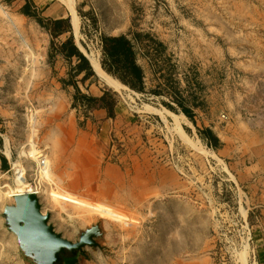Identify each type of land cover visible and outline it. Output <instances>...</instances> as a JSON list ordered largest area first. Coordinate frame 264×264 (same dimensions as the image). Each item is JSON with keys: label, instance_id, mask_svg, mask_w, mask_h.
Instances as JSON below:
<instances>
[{"label": "rangeland", "instance_id": "rangeland-1", "mask_svg": "<svg viewBox=\"0 0 264 264\" xmlns=\"http://www.w3.org/2000/svg\"><path fill=\"white\" fill-rule=\"evenodd\" d=\"M128 1L134 34L159 25L176 38L170 51L132 38L137 59L159 79L144 81L141 93L106 71L126 88L114 90L97 74L83 81L76 62L58 63L46 10L67 7L72 17L76 4L82 52L102 67L101 38L110 34L103 23L112 16L85 13L91 0H0V159L10 152L9 170H0V264H31L4 218L18 175L38 187L42 211L64 239L77 242L102 225L100 249L88 248L77 264H264V154L250 152V132L264 133V0ZM76 87L89 98L109 95L113 116L97 109L109 125L89 126L95 109L76 101ZM192 109L203 111L201 125ZM213 123L235 153L220 151L226 145ZM205 131L218 148L201 139ZM108 163L137 167L151 191L104 174Z\"/></svg>", "mask_w": 264, "mask_h": 264}, {"label": "crops", "instance_id": "crops-1", "mask_svg": "<svg viewBox=\"0 0 264 264\" xmlns=\"http://www.w3.org/2000/svg\"><path fill=\"white\" fill-rule=\"evenodd\" d=\"M92 3L91 5H89L88 7H86L83 11L85 13H92V11L97 12L101 15H109L112 16L110 17V19L108 21H106L105 23H103V29L106 32H110V34H108V36L110 37H121V36H127L128 38L132 39L134 38V32L136 31L135 29V24H134V16H135V11L131 6V2L128 0H91ZM57 9V5H52L51 7H49L46 12H48V15L53 18L54 21L57 20H69V31L60 35L58 37V39H56V41L59 42V46L61 48V46H63L68 40H70L72 37L74 39V44L77 47V49L82 52L81 49V43L79 42V33H80V25H81V21H80V25H79V31L78 34L76 35L75 29L73 27L72 21H71V12L68 10V8L66 7V11L64 12H60L61 8L63 9L64 7H59L58 10H54ZM75 8H76V12L77 14H79L78 11V6L75 4ZM52 9L56 12V14L54 15V17H52ZM65 10V8H64ZM90 11V12H89ZM80 19V18H79ZM81 20V19H80ZM135 30V31H134ZM139 33L137 34H144V35H148L150 36L151 40L150 42H156L158 41V43L161 45V47H163L166 50H171L173 47H176L175 44V32L171 29H167V28H163L160 27L159 25H150L149 27H147L144 30L141 31H137ZM157 43V44H158ZM147 48H151L153 45L150 46V44H146ZM169 50V51H170ZM83 53V52H82ZM87 58V57H86ZM88 59V58H87ZM188 56L187 54H185V61L189 62L188 60ZM57 60L58 63H62V64H70V63H77V65L79 64V60L77 57H72V58H68L66 57L64 54L58 53L57 55ZM203 60V59H202ZM90 66L94 72V74L96 75L97 72L94 69V67L92 66L90 60L88 59ZM146 61L142 60L141 58H138V64L140 66L143 67L144 72V76H145V86H148V83L150 80H159L157 79L158 75L154 74L151 72V70L144 68V65ZM191 63V58H190V62ZM101 65V64H100ZM102 68V67H101ZM103 70V69H102ZM146 70H148L146 72ZM104 71V70H103ZM207 73V72H205ZM63 75H65V73H63ZM67 75V72H66ZM80 76V75H79ZM98 76V74H97ZM191 72H187L186 73V77L185 78H190ZM203 76V75H202ZM99 77V76H98ZM157 81H154V84H156ZM158 85V84H156ZM88 90L92 93H94L93 90V85L88 86ZM86 87V88H87ZM97 90V88H96ZM195 113H199L200 114V125L203 123V111L201 109H192ZM172 114V113H171ZM183 114V113H182ZM93 117L96 119V123H91L90 121H88V124L90 127L95 128L96 125H104L107 124L109 125V122L106 121V123L101 122L100 120H105L107 119L108 115L106 113L105 110H94L93 112ZM184 121L183 123L187 126V125H194L189 119L188 117L183 114L182 116ZM105 126V125H104ZM198 126V125H197ZM207 126H209L207 124ZM190 127V126H189ZM211 130L214 131L215 135L226 145L227 144V140H224L222 131H221V127L217 124V123H213L212 126H209ZM95 131V129H94ZM250 136H252V145L250 148V152L252 154H264V133L262 132H250ZM249 144V143H248ZM223 149H221L220 151H222L223 153L227 152L229 154L231 153H235V149L234 147H232L231 145H226L224 147H222ZM6 160L5 165L2 163V160L0 159V170L2 172H7L9 170V166H10V160L7 156H3ZM88 167H95L94 165H90L89 163H87ZM104 174L106 175H113L114 173L119 175L122 179V181L124 182H128L131 184V189L133 190H141V191H151V189L149 188H145L144 186H141L142 184V178H141V174L139 173V169H137V167L134 166L133 167H120L119 165H115V164H106L105 168H104ZM144 181V180H143ZM137 203L139 202V199L137 201Z\"/></svg>", "mask_w": 264, "mask_h": 264}, {"label": "water", "instance_id": "water-1", "mask_svg": "<svg viewBox=\"0 0 264 264\" xmlns=\"http://www.w3.org/2000/svg\"><path fill=\"white\" fill-rule=\"evenodd\" d=\"M15 205L4 211L6 228L13 233L25 261L31 264H67V259H79L86 250L100 249L104 238L102 225L84 231L77 242L57 233L50 224L51 214H44L37 195L15 196Z\"/></svg>", "mask_w": 264, "mask_h": 264}, {"label": "trees", "instance_id": "trees-1", "mask_svg": "<svg viewBox=\"0 0 264 264\" xmlns=\"http://www.w3.org/2000/svg\"><path fill=\"white\" fill-rule=\"evenodd\" d=\"M48 31L54 42L58 37L69 31V20L52 21L47 26ZM147 38L152 41L150 36L144 34H135L134 39ZM134 40L127 36L101 38L102 49V68L111 76L119 80L124 86L138 93L144 91V72L138 64L137 51L135 49ZM60 52L68 58L77 57L79 64L74 72L76 76L85 74L83 81L89 77H94L95 74L90 66L86 56L80 52L74 44L73 37L61 46ZM119 82V83H120ZM76 101L87 103L86 106L90 109H105L109 111L110 117L113 116L114 102H109V95L106 93L101 98H89L84 96L78 87H76ZM201 139L207 146L216 149L219 146V140L209 131H205L208 136L204 137L203 132H199ZM2 163L5 165L6 160L2 156ZM67 264H77V259L67 260Z\"/></svg>", "mask_w": 264, "mask_h": 264}, {"label": "bare ground", "instance_id": "bare-ground-1", "mask_svg": "<svg viewBox=\"0 0 264 264\" xmlns=\"http://www.w3.org/2000/svg\"><path fill=\"white\" fill-rule=\"evenodd\" d=\"M71 9H73V8H71ZM71 18H72L71 21H72L73 27H74L76 35H77L78 31H79V25L80 24H79V17L77 16L75 11H73V14H72ZM14 27L16 29H18V26L16 24H14ZM89 60H90V62L92 64V66L94 67V69L96 70L99 78L102 79V81H104L107 86H109L110 88H113L114 90H121V89L123 90V88H126V87H124L122 84H120L119 82L114 80L111 76H109L108 74H106L102 70L101 65H100V61H99V59L97 57L90 56ZM176 124L180 128L181 124L179 122L178 117L176 119ZM180 131H182V130H180ZM6 151H7L6 152L7 157L10 158L9 148ZM28 157L33 159L34 154H31V155L28 154ZM42 164L44 165V163H41V165ZM21 171H22L21 169H17V175L21 174ZM16 184H17V187H16L17 189H15V190L11 189L13 197L18 196V195H38L39 194V192L37 191L38 187H35L34 185L32 186V185L28 184L27 181L25 180V178L22 175H18L17 176ZM71 201H73L74 203L78 204L79 206L85 207V208H87V209H89L91 211L102 213V214L111 215L110 211H108L106 209L99 208L98 206H95L92 203L90 204V203H87V202H84V201H75V200H71Z\"/></svg>", "mask_w": 264, "mask_h": 264}, {"label": "flooded vegetation", "instance_id": "flooded-vegetation-1", "mask_svg": "<svg viewBox=\"0 0 264 264\" xmlns=\"http://www.w3.org/2000/svg\"><path fill=\"white\" fill-rule=\"evenodd\" d=\"M67 260H71V259H67ZM67 260H66V262H67Z\"/></svg>", "mask_w": 264, "mask_h": 264}, {"label": "built area", "instance_id": "built-area-1", "mask_svg": "<svg viewBox=\"0 0 264 264\" xmlns=\"http://www.w3.org/2000/svg\"><path fill=\"white\" fill-rule=\"evenodd\" d=\"M42 163H44V162H42ZM43 165V164H42ZM44 165H45V163H44Z\"/></svg>", "mask_w": 264, "mask_h": 264}]
</instances>
